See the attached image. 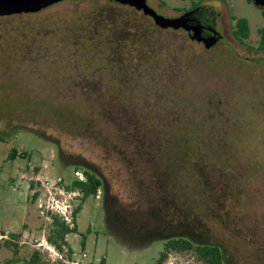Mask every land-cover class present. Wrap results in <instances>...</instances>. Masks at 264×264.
Listing matches in <instances>:
<instances>
[{
	"label": "rangeland",
	"instance_id": "rangeland-1",
	"mask_svg": "<svg viewBox=\"0 0 264 264\" xmlns=\"http://www.w3.org/2000/svg\"><path fill=\"white\" fill-rule=\"evenodd\" d=\"M190 1L147 3L173 16ZM225 1L218 25L229 28L231 16L243 17L248 38L241 44L225 30L215 47L203 50L181 31H159L166 71L152 96L131 93L134 109L119 102L123 92L89 100L75 87L61 93L32 87L35 99L26 88L0 86V264L12 257L3 245L11 234L18 256L37 249L57 258L46 248H54L46 239L50 218L37 207L44 191L36 178H60L57 188L68 192L85 164L104 186L82 202L76 231L66 235L81 264H155L165 239L180 229L222 247L230 264H264V51L257 49L264 18L248 0ZM101 5L64 0L17 22L32 27L61 18L70 25ZM46 94L52 98L39 101ZM172 110L181 120L207 118L210 132L171 140L165 128ZM220 124L225 133L211 134ZM11 150L18 155L9 158ZM65 194L57 196L70 200ZM71 198L80 202V195ZM161 264L204 263L192 252H169Z\"/></svg>",
	"mask_w": 264,
	"mask_h": 264
},
{
	"label": "flooded vegetation",
	"instance_id": "flooded-vegetation-1",
	"mask_svg": "<svg viewBox=\"0 0 264 264\" xmlns=\"http://www.w3.org/2000/svg\"><path fill=\"white\" fill-rule=\"evenodd\" d=\"M62 1L64 0L36 12L0 15V86L26 88L35 99L32 87L43 90L54 88L59 93L63 87H75L81 97L89 100L105 96L116 98L118 92H123L125 98L119 102L134 109L136 105L129 102L131 93L136 98L143 95L152 96L155 91L150 88L159 84L160 77L166 71L163 69L164 64L160 63L164 51L158 42L159 31H181L189 43L209 50L219 43L225 30L236 39V19L243 18L231 16L230 26L226 28L224 25H218V19L223 13L222 7L226 12L225 0H212L213 3L195 0L190 1L187 7H175L173 16H163H185L195 19L198 22L196 25L189 24L187 28L178 29L161 28L149 15L134 6L115 0H102L103 6H99V10H90L76 18L83 31H64L61 18L39 22L32 26L34 28L26 24L19 25L17 22L20 18L39 14ZM145 1L147 3V0ZM248 1L253 3L252 0ZM147 5L150 6L148 3ZM255 6L261 10L264 18V5ZM90 12H95L91 21ZM90 25L94 28L102 27L101 32H95L102 38L92 36L90 39ZM101 39L102 46L99 45ZM216 49L222 51L220 47ZM225 49L234 55L238 53V49L231 45ZM257 49L264 51L258 46ZM171 82L170 79L166 80L167 87L172 86ZM47 98L52 97H47L46 94L39 101H48ZM167 118L169 120L165 130L173 141H186L189 131L199 137H202L204 129L210 132L206 127L207 118L192 117L198 122H193L190 117H182L181 120L176 117L174 110ZM225 119L229 124L228 116ZM225 126L227 125L214 126L215 128H211V134L225 133ZM153 128L160 130L157 126ZM0 135L2 136V133ZM80 167L89 168L86 164ZM74 175L76 179H84L82 171L76 170ZM225 259L230 264L226 257Z\"/></svg>",
	"mask_w": 264,
	"mask_h": 264
},
{
	"label": "trees",
	"instance_id": "trees-1",
	"mask_svg": "<svg viewBox=\"0 0 264 264\" xmlns=\"http://www.w3.org/2000/svg\"><path fill=\"white\" fill-rule=\"evenodd\" d=\"M94 15L95 12H90V21ZM66 25L67 22H64V31H83L81 23L78 21H75L70 25ZM101 28L102 27L94 28L90 25V39L92 36L101 37L100 34H95V32H101ZM236 28L237 30L234 31V36L238 41L242 42L248 38L249 28L245 19L237 18ZM144 31L145 29H143V32ZM258 35L259 41L257 46L259 49H264V27L258 29ZM99 45H103L102 39ZM2 137L3 136L0 135V140ZM17 155L18 154L15 150H11L9 158H14ZM77 169H81L84 174V179L74 178L68 185H66L68 190H77L80 194V202L73 209V226L69 227L60 217L55 214L48 213L50 220L48 223V234L46 239L59 253L64 256V259L71 258L72 249L66 241V235L76 231V215L81 210L82 202L89 196L95 197L97 192L104 186L101 176L96 171L87 167H80ZM36 170L37 169H35V171ZM30 186H32V183ZM33 197H35V195H33ZM189 232L186 229L176 230L172 236L165 239L163 249L160 251L155 264H161L169 252H192L204 264H228L222 247L217 244L208 243L202 240L198 234L192 235V232ZM13 237H16V235L11 234V238ZM11 238L4 240L3 245L11 250L12 257L4 260L2 264H67L62 259L50 261L41 251L37 249L32 250L28 257H20L18 256V245ZM84 243L85 236H82V247H84Z\"/></svg>",
	"mask_w": 264,
	"mask_h": 264
},
{
	"label": "water",
	"instance_id": "water-1",
	"mask_svg": "<svg viewBox=\"0 0 264 264\" xmlns=\"http://www.w3.org/2000/svg\"><path fill=\"white\" fill-rule=\"evenodd\" d=\"M61 0H0V15H8L13 13L36 12L48 5L54 4ZM120 3L134 6L138 10H142L144 14L149 15L154 23L161 28H187L189 24H197L195 19L185 16L177 18L164 17L158 14L154 9L147 5L145 0H115ZM255 5H264V0H252Z\"/></svg>",
	"mask_w": 264,
	"mask_h": 264
},
{
	"label": "built area",
	"instance_id": "built-area-1",
	"mask_svg": "<svg viewBox=\"0 0 264 264\" xmlns=\"http://www.w3.org/2000/svg\"><path fill=\"white\" fill-rule=\"evenodd\" d=\"M36 180L39 182L40 188L43 189L44 194L41 198L38 199V204L37 207L41 209L45 213H52L60 217L69 227H72L74 222H73V209L75 205L71 202V195L77 196L80 195L77 190H69L64 191L66 192L65 195L69 197L70 200H66L64 198H60L57 196L59 195H64L63 190L58 187V182L60 181V178L51 180L47 177H39L36 178ZM56 189V190H55ZM62 197V196H61ZM74 200V198H73ZM4 236L0 235V238ZM47 250H51L53 254L57 256L56 259H62L65 261L67 264H81L78 260L73 259L72 257L70 259H64L63 255L59 253L58 251H55L53 246V249H50L47 247ZM53 260V261H54Z\"/></svg>",
	"mask_w": 264,
	"mask_h": 264
}]
</instances>
